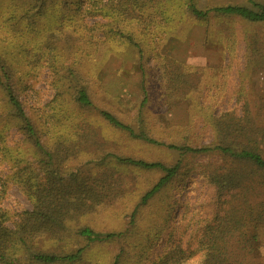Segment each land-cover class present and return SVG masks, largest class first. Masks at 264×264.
<instances>
[{"label": "rangeland", "instance_id": "374dc122", "mask_svg": "<svg viewBox=\"0 0 264 264\" xmlns=\"http://www.w3.org/2000/svg\"><path fill=\"white\" fill-rule=\"evenodd\" d=\"M260 2L264 0H85V26L96 29L98 39L93 61L83 68L90 75L88 89L94 106L80 108L72 91L65 88L68 97L60 102L63 107L57 115L51 116L53 106L59 103L54 102L57 77L44 60L36 77L24 81L20 93L44 143H51L55 132H98L106 144L108 154L96 150L94 158L70 160L63 165L64 171L93 166L106 156L105 165L116 167L123 178L124 197L68 223L74 236L66 241L70 248L88 244L74 233L90 226L103 236L124 234L90 243L85 258L93 264H112L119 254L128 253L134 264H159L165 253L177 246L196 252L187 264L201 262L202 254L197 250L203 229L223 211L216 186L204 176L205 166L235 170L237 161L218 151L184 154L170 146L223 144L264 151V21L252 22L216 11L198 18L191 6L202 10L227 5L257 9L255 4ZM141 13L148 22L153 20L149 33L133 27ZM123 14H129L130 24H122ZM50 22L47 17L46 21L39 19L37 28L48 31ZM38 42L41 52L43 42ZM104 110L125 127L103 117ZM142 134L159 144L136 137ZM22 139L13 129L10 146L24 145ZM109 154L168 166L181 162V167L177 176L144 205L143 196L164 171L118 164L108 158ZM11 165L0 163V177H10ZM234 197L229 196V203L241 205L242 194ZM3 206L11 214L33 208L26 193L13 182ZM252 232L257 238L252 239L249 264H264V226Z\"/></svg>", "mask_w": 264, "mask_h": 264}, {"label": "trees", "instance_id": "16d2710c", "mask_svg": "<svg viewBox=\"0 0 264 264\" xmlns=\"http://www.w3.org/2000/svg\"><path fill=\"white\" fill-rule=\"evenodd\" d=\"M84 3L85 0H0V163H11L13 169L8 179L0 177V264H93L85 258L90 243L124 235L103 236L90 226H83L74 235L78 240L85 238L88 244L70 248L66 241L74 236L68 223L97 206L109 205L124 197L123 178L117 174L116 167L105 165L106 156L93 166L64 171L63 165L70 160L79 161L82 156L94 158L96 150L108 154L106 144L98 132H55V139L52 136L51 143H44L20 95L24 81L36 77L38 65L44 60L57 77L54 102L59 103L53 106L51 116H56L59 107H63L60 102L67 99L68 89L80 108L94 106L88 89L90 75L83 68L85 63L93 61L98 39L96 29L85 26ZM255 6L257 9L241 5L209 10L195 5L191 8L198 18H206L211 11H216L239 15L252 22L264 21V2ZM139 8L144 9L142 5ZM128 15H122V24L132 22ZM136 16L133 27L141 33H149L153 20L148 22L143 13ZM46 17L52 20V27L43 32L37 28L38 20L46 21ZM113 32L116 33L115 27ZM123 35L126 36L125 32ZM38 41L43 42V53L38 51ZM60 48L66 49V53L63 49L60 52ZM101 114L116 126L125 127L109 111H101ZM13 129L23 136L24 145L10 146L9 136ZM136 137L159 144L143 134ZM170 147L184 154L218 151L237 161L235 170L218 171L211 165L205 166L204 176L216 186L223 211L205 225L197 252L202 254L199 264H249L252 239L257 238L252 231L264 226V151L259 153L223 144L201 148ZM109 157L118 164L164 171L165 175L143 196L144 205L177 176L181 167V162L168 166L115 154ZM10 182L26 193L32 209L11 214L3 206ZM231 194L235 197L242 194L241 205L229 203ZM13 216L17 219L12 220ZM132 223L134 225L135 221ZM194 254L195 251L177 246L165 253L159 264H187ZM129 259V253L119 254L112 264H134Z\"/></svg>", "mask_w": 264, "mask_h": 264}]
</instances>
